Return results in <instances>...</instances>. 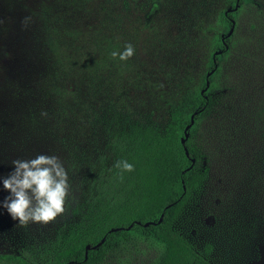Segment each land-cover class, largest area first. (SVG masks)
I'll return each mask as SVG.
<instances>
[{"label":"rangeland","instance_id":"374dc122","mask_svg":"<svg viewBox=\"0 0 264 264\" xmlns=\"http://www.w3.org/2000/svg\"><path fill=\"white\" fill-rule=\"evenodd\" d=\"M103 1L0 0V174H7L12 159L41 152L57 155L64 165L62 149L44 136L40 116H32L42 113L49 62L43 15L55 17L60 32L77 33L96 25ZM148 1L129 0L127 12L120 11V1L105 4L124 17L120 47L135 48L113 90L137 114L162 122L169 103L203 87L220 34L225 37L231 27L223 16L234 0H157L145 25ZM209 13L215 30L209 28ZM233 17L229 46L219 49L208 79L213 110L194 135L208 167L206 181L175 227L200 249L210 244L217 264H264V0H242ZM71 38L80 42L79 36ZM71 84L84 90L82 80ZM70 185L73 193L74 182ZM5 194L0 190V198ZM66 214L46 225L20 226L0 209V253L43 244ZM158 250L150 240L133 238L101 264H149Z\"/></svg>","mask_w":264,"mask_h":264},{"label":"trees","instance_id":"16d2710c","mask_svg":"<svg viewBox=\"0 0 264 264\" xmlns=\"http://www.w3.org/2000/svg\"><path fill=\"white\" fill-rule=\"evenodd\" d=\"M116 1L122 5L120 11L127 12L129 0ZM105 4L108 0L100 7L96 25L77 33L60 32L55 17L41 10L49 62L43 78L42 113L35 111L32 116L41 119L44 136L62 149L74 192L66 200V216L43 244L18 253L1 252L0 264H101L110 251L133 238L158 245L149 264H217L210 244L200 249L175 227L206 181L208 167L194 135L216 99L210 88L205 94L188 89L169 103L162 122L137 114L118 89L113 90L124 62L110 52L122 49L124 17L116 6ZM148 6L150 15L141 21L145 25L159 3L149 0ZM210 14L209 28L215 30L216 19ZM65 35L68 40H63ZM73 36H79L80 42ZM77 80L84 82V90L72 86L71 81ZM193 111L194 121L182 144ZM191 157L194 162L188 168ZM121 158L134 164L132 172L114 167ZM160 214V222L143 225L156 222ZM103 236V242L90 248L84 258L85 246Z\"/></svg>","mask_w":264,"mask_h":264},{"label":"clouds","instance_id":"9594fccd","mask_svg":"<svg viewBox=\"0 0 264 264\" xmlns=\"http://www.w3.org/2000/svg\"><path fill=\"white\" fill-rule=\"evenodd\" d=\"M28 19L25 17L22 24ZM134 53V46L125 43L122 49L113 50L110 55L127 61ZM11 166L6 175L0 174V190L6 193L0 198V209L11 220L20 226L46 225L65 212L71 185L68 172L57 155L41 152L27 159L14 158ZM114 167L132 172L134 164L121 158Z\"/></svg>","mask_w":264,"mask_h":264},{"label":"water","instance_id":"95a60500","mask_svg":"<svg viewBox=\"0 0 264 264\" xmlns=\"http://www.w3.org/2000/svg\"><path fill=\"white\" fill-rule=\"evenodd\" d=\"M237 6H238V0H236V2H235V4H234L233 8H228V9L225 10V14H227V12H231L232 10H235V9L237 8ZM233 23H234V21H233V19H231V27H230L228 33L225 35V37H227V36L230 35L231 30H232ZM223 39H224V36H222V40H223ZM224 47H226V45H224ZM218 53H220L219 50H218V51H215V52L213 53V57L215 56V54H218ZM213 61H215L214 58H213ZM215 67H216V63L214 62V67H213V69H212L210 72H208L207 75H209V74L214 70ZM207 87H208V79H206V81H205V85H204V87L202 88V90H201L200 92H201V93L204 92V91L207 89ZM195 113H196V111H193V113H191V115H190V119H189V123L186 124L185 127H184V130H183V136H182V138H181V143H182V144H184V141H185V139H186L187 136H188V131H187V130L190 128V126L192 125V123H193V121H194L193 116H194ZM183 148H184V152H185V154L188 155L189 153H188V150H187L186 146H183ZM190 162H191V164L189 165L188 168H190L191 165H192L193 162H194V158H193V157L190 158ZM183 188H184V185H183ZM168 206H169V205H166V207H168ZM161 219H162V214H160V216H159V218H158V220H157L156 222H154V221H147V222H145L143 225H144V226H147V225H149V224L158 223V222L161 221ZM117 229H119V228H110L109 231H115V230H117ZM103 240H104V236H103V237H102L97 243H95L94 245H91V246H90L89 244H87V245L85 246V250H84V258L87 257V251H88L90 248H95V247L99 246V245L103 242ZM70 262H71V261H70Z\"/></svg>","mask_w":264,"mask_h":264},{"label":"flooded vegetation","instance_id":"af4514ba","mask_svg":"<svg viewBox=\"0 0 264 264\" xmlns=\"http://www.w3.org/2000/svg\"><path fill=\"white\" fill-rule=\"evenodd\" d=\"M235 2H236V0H234L233 1V6H234V4H235ZM240 3H238V5H239ZM233 6H231L232 8H233ZM236 10V9H235ZM235 10H232L231 12H229V13H231V15H228V13L227 14H225L224 13V17H225V19H226V21L231 25V19H233L234 17H233V13H234V11ZM234 20V19H233ZM228 36L227 37H224V39L222 40V33L220 34V45H219V47L216 49V50H214L212 53H214L215 51H218L219 49L220 50H222V52L224 51V50H226L227 48H228V46H229V44H228ZM224 44H227V48L225 49L224 48ZM221 54V52L220 53H218V54H215V56L213 57V54H212V56H211V60H212V65L214 64L213 63V58H214V60L216 61L217 59H218V57H219V55ZM211 75H212V73H210L209 75H204V85H205V81H206V79H209V77H211ZM204 85H203V87H204ZM210 86V85H209ZM202 87V88H203ZM202 88H200V91H201V89ZM208 88V87H207ZM208 89H206L204 92H202V94L204 93L205 94V92L207 91ZM201 93V92H200Z\"/></svg>","mask_w":264,"mask_h":264}]
</instances>
